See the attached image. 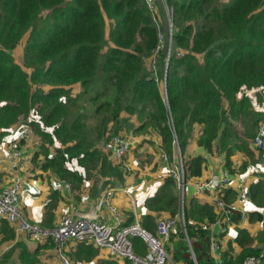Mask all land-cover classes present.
I'll list each match as a JSON object with an SVG mask.
<instances>
[{"label": "trees", "instance_id": "trees-1", "mask_svg": "<svg viewBox=\"0 0 264 264\" xmlns=\"http://www.w3.org/2000/svg\"><path fill=\"white\" fill-rule=\"evenodd\" d=\"M168 1L174 7L175 49L183 52L166 60L167 53L158 48L156 69L149 71L144 61L155 52L159 39L143 0H0V128L7 129L32 112L39 119L34 131L42 139L33 161L42 155V169L82 182L88 172L111 163L94 144V131L86 128L79 97L85 96L96 120L102 117L110 123L123 112L135 115L138 123L130 128L132 133L153 132L168 156L162 184L145 206L151 213L174 215L179 197L168 172L170 160L176 148L184 154L195 124L202 125L197 145L211 151L215 144L231 173L232 151L246 156L238 174L250 171L259 177L250 182V200L264 210V172L250 169L264 158V148L258 151L257 163L256 150L247 142L264 112L256 110L243 92L264 88V0ZM106 37L110 44L102 53ZM23 39L22 67L12 50ZM74 83L81 87L76 95L70 90ZM45 85L50 87L46 91ZM54 141L60 147L51 152ZM71 160H76L74 169L67 168ZM184 166L188 177L200 176L204 158L189 155ZM113 167L112 173L102 175L112 176L115 184L122 182V170ZM183 207L186 234L179 227L170 233V241L179 236L171 257L182 264H215L208 253L210 232L201 228L216 220L214 209L195 199ZM151 216L142 215L141 227L153 228ZM250 219L261 220L262 214L252 212ZM133 221L129 215L125 225ZM233 221L239 217L234 215ZM258 239L264 244L263 235ZM132 241L136 252L146 251L140 237L133 236ZM233 242L240 248L236 254ZM233 242L228 243L222 264H242L249 256L264 262L262 245L253 246L246 229L237 227ZM78 243L84 258L97 255L93 244Z\"/></svg>", "mask_w": 264, "mask_h": 264}, {"label": "crops", "instance_id": "crops-1", "mask_svg": "<svg viewBox=\"0 0 264 264\" xmlns=\"http://www.w3.org/2000/svg\"><path fill=\"white\" fill-rule=\"evenodd\" d=\"M42 88L46 91L50 87L48 86V88H44V86H42ZM29 114L32 115V119H29L30 121H33L32 125H37L39 122L38 116L34 115L32 112ZM20 117L15 122V124L9 128H0V158L2 160L0 162V188L9 183L8 181L12 173H20L19 177L22 179V185L19 201L23 206V211L28 217L27 218L25 216L27 219L43 227H53L58 225L61 221V218H63L66 214H73L75 212H95L96 214L103 216L104 220H106V217L104 216L105 214L102 212V207L106 205H101V207H96V205L98 199L103 195V193L107 189L112 188L114 189V192L122 193V195L120 194V197L117 196L116 198L117 202L120 204L117 205L116 203H112L117 208L118 217L122 222V225H125L129 215H132L134 219L132 223L138 221L140 224V217L146 214H151V217L153 218L152 221L156 222L157 218L154 217L155 213H151L149 211V209L145 206V201L148 197L153 196L157 192V189L162 184V179L166 174L165 172L167 171V168L163 164L164 161L161 159V154L164 152V150L160 146L161 140L159 137V141L156 142L155 148L153 150L151 149V144H149L150 142L146 140L148 139L146 135H134L130 129V134H125L123 136H127L129 139H131L132 145L130 150L123 158L112 157L102 148V145H100L99 148L107 155L106 157L109 158V160H112L114 163L113 165L119 166V169L122 170L123 181L120 183L116 182L115 184V182L112 180V176H100L104 179V181L107 182V184L102 188L100 194L96 196L93 193L96 189V186L94 188L90 185L86 186L89 181H86L84 178L83 186L80 189H76L80 190L81 192L76 194L72 190L70 192L71 184L69 189H66L63 185L55 184V180L59 177L51 170H44L41 168V164L43 162L42 155H39L35 162L33 161L34 154L39 151L40 145L38 146V143L42 141V139L34 131L35 129L32 128V131L31 125H27L22 122ZM201 131L202 125L195 124L184 154L182 155L180 150L176 148L175 151H173L172 159L170 160L171 165L178 155L181 156L183 161L189 155H201L204 158L203 172L200 176L188 177L184 167L185 189L181 198L183 201V206L184 203H187L190 199H195L200 204H206L212 207L209 202V195L207 193H196L194 191L193 183L198 180H204L212 175H222L225 171L231 173L224 165V154L217 151L215 144L213 145L211 151H208L202 146L197 145V139ZM26 132H29V137H27L25 134ZM247 142L249 146L255 148L252 145L251 140ZM33 144H35V146H33ZM255 150L254 158L258 163L259 160L257 159V151L259 150L256 148ZM13 151L18 152V157L16 159L13 158ZM232 152L233 155L231 156V161L233 163V167L235 168V172L231 173V175L234 176L239 173L237 169L242 163V159L246 158V156L236 149H234ZM148 156L151 158V160L154 159L156 161V167L152 168L151 171L146 172L141 166L144 165V159ZM13 161L17 162V166H12ZM71 161L73 163L72 165H77L76 160H74L75 164L73 160ZM71 167L67 166L69 169H72ZM249 173L250 171L248 172L249 182H251L253 178L254 180L259 178H256L255 176L253 177L252 174ZM187 186L190 188L189 193H187L188 195H186ZM223 193L225 194V199L228 201H232L236 198V190L232 186L224 188ZM122 196H126L127 199L123 200V198H121ZM179 203L180 200L178 201V204ZM106 207L110 213H112L111 209L108 206ZM249 207L251 212L245 218L239 219L237 222H234L232 219V221L228 224L227 233L221 232L218 228L214 229V226L212 229L207 230L210 232L208 253L213 258L215 264H222L223 253L228 249V243L230 241L233 242L234 238L236 237L237 227L246 229L253 238L252 245H262L264 251V244L259 242L258 239L259 236L261 237L263 235L264 237V210L254 207L251 201ZM178 211L176 213H178ZM252 212L261 213L262 219L251 220L250 214ZM161 214L158 215L161 218L172 216L167 212H162ZM112 215L114 216L113 213ZM154 226L153 227L156 228V225ZM178 227L182 228L183 232L186 234L185 226H183V223L180 219L177 222L176 229ZM152 233H155V229ZM184 238L189 246V242L186 239L188 237L185 235ZM213 239L218 243V251H214L212 248ZM32 241L34 240H32L27 235V233L17 230L12 223L0 217V264H59V258L55 249V244L52 241ZM178 241L179 236H174L172 241H170L168 238L165 248L170 256L172 255V251L175 248L174 246L178 243ZM78 244L79 243L74 240H68L64 244V252L72 264H99L101 261H110V264H112L111 261H113V259L109 257L108 253L105 254V252H102V249L98 248H96L98 252L95 257L91 259L84 258L81 252L82 249L78 248ZM232 244L234 246L233 253L236 254L240 248L234 242ZM189 247V251L193 256L192 258L195 261L191 246ZM217 252H219V254H217ZM115 261L117 264H127V262L123 259H117ZM177 264L182 263L177 262Z\"/></svg>", "mask_w": 264, "mask_h": 264}, {"label": "built area", "instance_id": "built-area-1", "mask_svg": "<svg viewBox=\"0 0 264 264\" xmlns=\"http://www.w3.org/2000/svg\"><path fill=\"white\" fill-rule=\"evenodd\" d=\"M151 20L157 29L159 44L154 53L157 54L160 48L161 40L164 36L173 34L177 31L174 25V7L168 0H143ZM162 12L163 18L160 17ZM182 55V52H177ZM170 53H167V58ZM153 57V66L155 64ZM262 89V88H260ZM248 94V91H243ZM256 110L264 112V101ZM252 145L256 149L264 148V119L259 121L256 132L251 139ZM131 139L118 133L111 134L102 144V148L112 157L123 158L130 150ZM13 158L18 157V152L13 151ZM161 159L168 162V156L162 152ZM0 158V162H1ZM12 166H17L13 161ZM184 161L180 155L169 165L168 172L172 175L175 185L180 189L181 194L185 189ZM55 184L63 185L66 189L70 188V183L64 179L58 178ZM248 174L231 175L225 171L222 175H212L204 180H198L193 183L196 193H207L209 202L214 208L216 220L212 223H203L201 228L210 230L217 226L221 232L227 233L228 224L233 216L237 215L239 219L245 218L250 212V193H249ZM232 186L236 190V198L232 201L225 199L223 189ZM21 190V179L16 176L10 185L0 188V217L12 223L17 230L27 233L34 241H52L59 258V264H72L64 252V244L68 240L76 242H86L93 244L98 249H108L109 257L113 259L112 264H117L115 260L123 259L127 264H177L165 248V244L172 231L176 229L177 222L180 219L184 226L183 201L178 213L169 217L159 218L156 222L155 233L142 228L138 221L130 225H122L118 217V211L112 204L114 189H107L98 199L96 207L101 205L108 206L115 216V224H109L103 216L95 212H75L66 214L58 225L53 227H43L37 223L28 221L21 213L19 204V193ZM126 191V190H125ZM213 227V228H214ZM138 236L142 239L146 251L141 254L135 251L132 237ZM189 242L188 238H186ZM212 248L218 251L219 246L216 240H212ZM219 254V252H217ZM242 264H264L258 256L247 257Z\"/></svg>", "mask_w": 264, "mask_h": 264}, {"label": "rangeland", "instance_id": "rangeland-1", "mask_svg": "<svg viewBox=\"0 0 264 264\" xmlns=\"http://www.w3.org/2000/svg\"><path fill=\"white\" fill-rule=\"evenodd\" d=\"M219 1H221V2H227L229 0H219ZM160 17L163 18L162 12H160ZM109 22H110L109 20H106V25H107L106 26V31H108V29H109V24H110ZM173 34H174V31H173ZM173 34H172L171 37H170V35L164 36L162 38L161 44H160V48H163L165 50V53H168L169 52L170 55H173L174 53L177 52V50L175 49L176 45H175V42H174ZM106 39H107V41H106V44H105L104 48L102 49V53H104L106 51V49L108 48V46L110 44V42L108 41V38L107 37H106ZM23 43H24V39L21 40L18 43V45L15 47V49L12 50V55H13L15 61L17 63H19L22 67H23V59H22V47H23ZM181 50L183 52V49H181ZM153 57H156V53H153L151 56L147 57L145 59V61H144L145 66L147 67V69L149 71H154V69H156L155 64H154V66L152 65L153 64V59H152ZM197 57L199 59H201L202 55L198 54ZM24 69L27 70L28 72H30V70L27 69L26 67ZM161 86H164V84L161 83ZM44 88H48V86H44ZM70 90H71L72 95H76L77 93H79L81 91V87H80L79 83H74V84L71 85ZM246 91H248V94L251 97L252 106L258 108L260 106V104L264 101V88H262V89H260V88H257V89H248ZM89 94H91V92H89ZM77 103L79 105H82V106L84 105L85 106L84 114L86 116L85 117L86 128L91 129V130L94 131L93 132L92 140L94 141V144H96L98 147H100V145L103 144L102 143L103 140H105L108 136H110L113 133H120L122 135L130 134V132H129L130 128L133 127L135 124L138 123L137 118L135 117V115H130V114L125 113V112H123L116 121H113V122H110V123L109 122L106 123V120L104 118H102V117H99V120H96V119H94L91 116L92 108L90 107V105L87 102H85V96H83V95L80 96L79 99H78V101H77ZM29 119H32V115H30V114H25V115H22L20 117V120H22V122H24L27 125L28 124L31 125V130H32V128L35 129L36 126L35 125H32L33 121H30ZM194 131H195V129H194ZM239 132H241V138L244 139V134H243V132H242L241 129L239 130ZM28 133L29 132H26L25 133L27 135V137H29V134ZM146 137L148 138V141L150 142L149 144H151V147H152L151 149L154 150L156 142L159 141L158 136L156 134H154L153 132H151V134H146ZM100 140H102V141L100 142ZM39 145L40 146L42 145V141H40L38 143V146ZM33 146H35V144H33ZM40 146H39V148H40ZM58 147H60V144H58L57 141H54L50 145V148H51L52 151L54 149L58 148ZM257 153H258V151H257ZM244 160H246V158H243L242 159V161H244ZM259 160H261L260 163H258L256 165L250 167V169H252V172L253 171L255 173H257V172H261V173L264 172V158L261 156V158ZM106 162L107 163H111L112 165L111 164H104L103 163V167L100 168V166H99L95 170H92V171L88 172L85 175L86 181H89L86 184V186L90 185V186H93V188L96 186V189L93 192L96 196L98 194H100L102 188L107 184V182L104 181V179L101 178L100 176H103L102 174H110V173H112L113 168H114L113 166H116V165H113L114 163L112 162V160H109V158H107V157H106ZM155 162L156 161L154 159L151 160V158L148 156V157H146L144 159V165L141 166V167L146 172L147 171H151L152 168H155L156 167ZM72 164H73L72 161L67 162V166H70V167L72 166L71 168L73 169L76 165H72ZM74 164H75V161H74ZM17 175L20 176V173L19 172L12 173L11 176H10V178H9V181H8L9 183L6 184L5 186L10 185L11 182H12V180ZM65 179L71 184V188L72 189L70 188V192H71V190L74 191L76 194H79L81 192L80 190H76V189H80L83 186V182L84 181L77 182V181H74V180H72L70 178H65ZM21 185H22V179H21ZM189 189H190L189 186H187V188H186V195H188L187 193H189ZM176 190H177V194H178V197H179V200H180V203H179V210H180L182 194H181V191H180L179 188L176 187ZM120 194L122 195L121 192H114V196H113V198L111 200L112 203H116L117 205L120 204L116 200L117 196L120 197ZM19 196H20V193H19ZM121 198H123V200L127 199L126 196H122ZM19 204H20V207H21V213L25 217L26 214H25V212L22 209L23 206L21 205L20 201H19ZM102 212H104V214H105L104 216L106 217V220H107V222L109 224H112V225L115 224V222H116L115 221V218L112 215V213H110V211L108 210V208L106 206L102 207ZM158 215H160V214H155L154 215V217H156L157 220L159 218H161ZM140 218L142 219V216ZM27 220L30 221V222H33V221L29 220V219H27ZM157 220H156V222H157ZM156 222L154 221V225H156L155 224ZM154 227L150 230V232H153L154 231V229H155ZM32 242H35V241H32ZM102 250H103L102 252H105V254L109 253L108 249H106V248H104Z\"/></svg>", "mask_w": 264, "mask_h": 264}, {"label": "water", "instance_id": "water-1", "mask_svg": "<svg viewBox=\"0 0 264 264\" xmlns=\"http://www.w3.org/2000/svg\"><path fill=\"white\" fill-rule=\"evenodd\" d=\"M214 229H217V226H215Z\"/></svg>", "mask_w": 264, "mask_h": 264}]
</instances>
